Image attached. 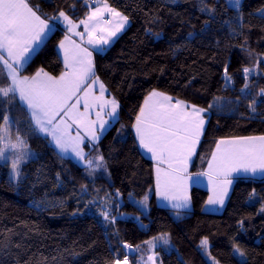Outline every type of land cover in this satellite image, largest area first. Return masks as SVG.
Instances as JSON below:
<instances>
[{
    "label": "trees",
    "instance_id": "1",
    "mask_svg": "<svg viewBox=\"0 0 264 264\" xmlns=\"http://www.w3.org/2000/svg\"><path fill=\"white\" fill-rule=\"evenodd\" d=\"M104 1L130 20L96 56L98 75L120 103L118 121L96 146H86L93 166L102 155L105 167L89 175L34 130L19 101L0 105L10 136L19 134L32 153L17 180L10 162L0 163V264H114L127 257L125 245L135 264L138 247L161 235L170 240L157 249L162 264H211L208 254L219 264H264V178H239L219 213L207 211L210 193L202 188L192 189L189 211L160 207L155 163L143 155L133 127L153 91L206 109L191 174L206 170L219 140L264 136V0H242L239 12L225 0ZM28 2L49 21L63 11L78 22L91 9L89 0ZM40 66L36 56L23 74ZM145 196L146 207L139 203Z\"/></svg>",
    "mask_w": 264,
    "mask_h": 264
},
{
    "label": "snow or ice",
    "instance_id": "2",
    "mask_svg": "<svg viewBox=\"0 0 264 264\" xmlns=\"http://www.w3.org/2000/svg\"><path fill=\"white\" fill-rule=\"evenodd\" d=\"M99 2V0H97ZM228 8L241 9V0H225ZM201 11H204L202 8ZM211 11H215L212 9ZM110 13L112 17H118L114 28L108 31V38L97 37V31L107 30L101 27L103 14ZM53 20H63L67 25V31L84 39V33L76 31L80 24L84 25L88 34L87 43H109L111 37L124 29L128 23V17L123 16L106 2L100 7H95L79 24L75 23L65 12L61 11ZM112 20L103 21L104 25H112ZM54 26H50L49 20L38 14V8L30 6L28 0H0V105H12L14 102H22L29 110V118L34 130L48 134L52 137L56 148L61 153H68L69 149L75 154L79 161L89 166L88 174L93 175L99 168L105 167L104 157L98 156L95 159L101 163L93 166V159H85V153L81 145L84 143L77 131L75 136L71 135L72 125L77 128L83 127L91 141H98L100 136L97 132H104L108 123L103 119L102 112L95 113L96 119H91L90 108L98 105L101 110L111 106L107 112L109 117H116L119 108L115 98L105 99V87L99 84V96L93 95V85L97 84L99 78L94 75V64L92 53L80 44L65 36L59 42V49L63 50V62L65 71L57 76H52L43 68L38 69L32 76L21 74L25 65L42 51L49 35L53 32ZM103 51V50H101ZM245 73L251 69L244 68ZM227 73V69H225ZM92 77L89 83V77ZM231 81L227 76L226 86ZM87 84V87L84 85ZM248 85H245L247 88ZM83 89V95L77 93ZM243 91V89H242ZM259 95L264 96V89ZM73 97L75 102L72 103ZM83 103L84 111H79ZM257 100L252 99L249 107L256 112ZM212 107V105H209ZM206 109L195 105L187 104L177 100L172 102V97L163 93L153 91L145 99L144 106L140 109L139 115L133 127L140 146L148 153H151L156 160V191L161 198L168 200L174 209L188 208L190 197L188 195L189 181L193 180V174L188 172V165L196 153V147L204 132L205 118L203 113ZM59 117V119H57ZM0 160H11V176L13 179L23 177L22 164L32 157L28 151L26 140L17 134L16 142L10 139L11 127L10 117L0 113ZM161 165H166L162 168ZM209 171L195 173V176H208L214 181V196L209 197L208 204L223 205L227 196L228 188L232 184L230 178L233 173L250 174L251 178L258 175L264 178V136L238 137L230 140H219L216 143L215 151L212 153L209 162ZM85 187L86 186H82ZM148 197L139 202L147 205ZM264 211V208L261 209ZM106 222L114 220L109 218L108 212L102 213ZM179 216V213H177ZM243 224V221H241ZM162 239L165 245L169 240L165 235L155 237ZM155 247L152 241H148ZM208 240H201V247L207 248ZM126 247H132L127 245ZM234 251L241 257L244 253L237 246ZM148 261L156 264L154 256H149ZM127 264V257H124ZM114 264H120L116 260ZM219 264V262H217Z\"/></svg>",
    "mask_w": 264,
    "mask_h": 264
},
{
    "label": "crops",
    "instance_id": "3",
    "mask_svg": "<svg viewBox=\"0 0 264 264\" xmlns=\"http://www.w3.org/2000/svg\"><path fill=\"white\" fill-rule=\"evenodd\" d=\"M89 2L91 3V9L90 11L88 12V14L95 8V7H100L102 6V4L106 1L104 0H99V2H97V0H89ZM107 3V2H106ZM108 4V3H107ZM109 5V4H108ZM31 6V5H30ZM110 6V5H109ZM111 7V6H110ZM113 8V7H111ZM115 9V8H114ZM117 12L121 13L120 11H118L117 9H115ZM39 14V13H38ZM88 14L82 19V20H85L87 19V16ZM123 16H125L123 13H121ZM40 15V14H39ZM43 18V17H42ZM73 20V19H72ZM106 20H112L113 23L112 25H104L103 24V21H106ZM119 20L118 17L114 18L111 16L110 13H107L105 12L103 14V17L101 19V27H104L106 28L107 30L101 32V31H97L96 32V36L97 37H104V38H108V31L112 30L116 24V22ZM74 21V20H73ZM81 21V20H80ZM80 21H74L75 23L79 24ZM49 24L50 26H54V30L53 32L49 35L47 41L45 42V46L43 47L42 51L39 52L38 56L39 59H40V62H41V66L40 68H43L46 72H48L49 74H51L52 76H59L61 74V72L65 71V67H64V62H63V50L62 49H59L58 45H59V42L61 40L64 39V37L67 35V36H70L71 37V40L75 41L76 44H80L82 47H85L87 48L91 53H92V61H93V64H94V69H93V72H94V75L96 77L99 78V81L97 84L93 85V95L95 96H99L100 93H99V84L102 83L105 87V93H104V98L105 99H112V98H115L116 101H118L119 103V100L113 95V93L110 91V89L107 87V85L104 83V81L101 79V77L98 75L97 73V69H96V56L97 54H100V53H105L120 37L122 34H124L127 29L130 27V20L128 19V23L125 25L124 29L120 32H117V34L113 37L110 38L109 40V43L107 44H104V43H96V44H88L87 43V39H88V34L87 32H85V29H84V25L83 24H80L79 28L76 29V31L78 32H83L84 33V39L81 40V38L73 33H70L67 31V25L63 22V20H54V21H49ZM103 50V51H101ZM35 56V57H36ZM34 57V58H35ZM33 58V59H34ZM32 59V60H33ZM31 60V61H32ZM31 61L29 62V64L31 63ZM25 65L24 69L21 70V74L22 75H25L23 74V71L27 68V66L29 65ZM39 68V69H40ZM27 76V75H26ZM91 79L92 77L90 76L89 77V83L91 82ZM84 87H87V84L84 85ZM156 92H159V91H156ZM162 93V92H160ZM165 94V93H163ZM83 95V89L81 90V92L77 93V96H82ZM150 95V94H149ZM148 95V96H149ZM167 95V94H165ZM169 96V95H167ZM171 97V96H170ZM177 100L179 99H176V98H173L172 97V102L175 103ZM75 102V97H73V100H72V103ZM20 104L26 109V107L22 104V102H20ZM188 104V103H187ZM144 106V104H143ZM110 108L111 106L109 105L108 107L104 108L103 110L100 109V107L98 105H94L93 107L90 108V112H91V119L95 120L96 119V116H95V113L98 112V111H101L102 112V116H103V119L106 120L108 123L105 125V131L104 132H100L99 131V127L97 126V132L100 136V139L98 141H91L90 137H88V135L86 134L85 130L83 127H80L79 129L77 128V125L73 124L72 125V128H71V135L72 136H75L77 131L79 130V133L82 137H84V143L81 145V147L83 148L84 150V153H85V159H88V154L86 152V146H91V147H94L96 146L101 138L103 137V135L105 133H107L111 127L118 121L119 117H120V103H119V108L117 109V113H116V117L113 118V117H109L107 115V112L110 111ZM26 111L28 112L29 114V110L26 109ZM79 111L80 112H83L84 111V106H83V103H81V105L79 106ZM203 116L205 118V125H204V132H203V135L201 136L200 138V142L202 141L203 137H204V134H205V131H206V128H207V124H208V112L207 110L203 113ZM59 119V117L57 118ZM39 132V131H38ZM134 132H135V136H136V139H137V142H138V145H139V148L140 150L142 151L143 155L148 158L149 160H151L153 163H155V169H156V160L152 158L151 156V153H148L145 149H143L140 144H139V140H138V137L136 135V130L134 128ZM40 133V132H39ZM42 136L44 137H47L49 138L50 141H52V137L48 134H45V133H40ZM258 137V136H257ZM230 139H234V138H228V139H223V140H230ZM222 140V139H221ZM200 142L199 144L197 145L196 147V153L195 155L192 157L191 161L189 162V165H188V172L190 173V169H191V165H192V162L194 160V158L196 157V154H197V151H198V148H199V145H200ZM53 147L55 148V150L64 158H67V159H71L72 161H74L75 163H77L78 165H80L81 167L83 168H89V166L87 164H85L84 162L82 161H79L78 158L75 157V154L71 152V149H69V152L68 153H61L59 151L58 148H56L54 142H51ZM216 147V146H215ZM215 151V149H214ZM213 151V152H214ZM212 157V155H211ZM211 157L208 161V164H207V167H206V170L204 172H207L209 171V162L211 161ZM162 168H166L167 166L166 165H161ZM155 178H156V171H155ZM232 179V184L229 186L228 188V193H227V196L224 198V203L223 205H220V204H208L206 205V209L208 212H220V210L223 209L236 181L239 179V178H251L250 177V174H236V173H233L232 176L230 177ZM255 178H261L259 175ZM216 177L213 176L212 179H209L208 176H195L193 174V180H196L198 182L196 183H193L192 181H189V186H188V195L190 197V202H189V207L188 208H180V209H174L171 207V203L170 201L168 200H164L163 198H161L159 196V194L157 193V201H158V204L160 207H163V208H168V209H173V210H182V211H189L192 209V200H191V191L193 188H202V189H205L207 191H209L210 195L209 197H213L214 196V181H215ZM209 200V199H208Z\"/></svg>",
    "mask_w": 264,
    "mask_h": 264
},
{
    "label": "rangeland",
    "instance_id": "4",
    "mask_svg": "<svg viewBox=\"0 0 264 264\" xmlns=\"http://www.w3.org/2000/svg\"><path fill=\"white\" fill-rule=\"evenodd\" d=\"M241 2H242V0H241ZM10 139H11V142L12 143H15L16 142V138H12L10 136ZM3 143L4 142L2 141V146H3ZM7 162H10V164H11V160H9ZM0 163H5V161L0 160ZM11 178H12V176H11ZM14 180H17V179H14ZM105 201L103 202V205H105L106 207H108L109 204H108L107 200H105ZM109 201H111V200H109ZM214 213H219V212H214ZM106 223H108V222H106ZM166 238L169 240V237L168 236H166ZM150 241H152L153 244H155V247H152L147 242L145 244L139 246L138 247V258L136 259V263L135 264H152V262L151 261H148V259H147L149 256H154L155 257L156 264H162V262L160 260L159 253L157 252V249L165 245L163 243V240L162 239H156V240L152 239ZM169 242H170V240H169ZM167 245H169V244H167ZM207 258H208V260H209V262L211 264H217V261L212 256H210L209 254L207 255Z\"/></svg>",
    "mask_w": 264,
    "mask_h": 264
},
{
    "label": "bare ground",
    "instance_id": "5",
    "mask_svg": "<svg viewBox=\"0 0 264 264\" xmlns=\"http://www.w3.org/2000/svg\"><path fill=\"white\" fill-rule=\"evenodd\" d=\"M127 245H125L124 246V248H125V252H127V254H128V256H130L132 253H133V248L132 247H126ZM120 264H122V263H120Z\"/></svg>",
    "mask_w": 264,
    "mask_h": 264
},
{
    "label": "water",
    "instance_id": "6",
    "mask_svg": "<svg viewBox=\"0 0 264 264\" xmlns=\"http://www.w3.org/2000/svg\"><path fill=\"white\" fill-rule=\"evenodd\" d=\"M126 254H127V252H126ZM119 261H120V263H122V264H125V261H124V259H118ZM127 264H130V262H129V258H128V254H127Z\"/></svg>",
    "mask_w": 264,
    "mask_h": 264
}]
</instances>
